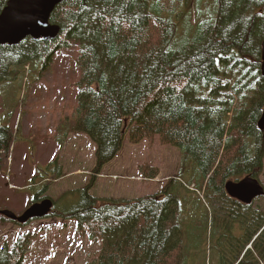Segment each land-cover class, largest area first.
Masks as SVG:
<instances>
[{"label":"trees","instance_id":"obj_1","mask_svg":"<svg viewBox=\"0 0 264 264\" xmlns=\"http://www.w3.org/2000/svg\"><path fill=\"white\" fill-rule=\"evenodd\" d=\"M7 1L0 0V9ZM213 2L217 14L210 16L198 6L185 13L187 0H65L49 18L60 29L56 39L26 38L0 46V86L17 87L12 111L22 102L31 71L40 76L58 51L77 49V106L59 127L57 142L62 145L74 133L88 136L97 169L117 156L126 138L138 144L158 137L179 151V174L158 196L99 205L83 188L69 193L78 197L76 204L59 202L60 211L49 215L74 221L78 233L87 229L88 238L100 242L94 264H194L192 257L203 246L182 242L178 193L185 186L180 182L203 192L215 225L210 202L229 204L226 182L259 176L264 157V131L257 127L264 107V0ZM12 111L0 126L2 154L12 141ZM52 166L56 163L42 180L53 175ZM225 210L223 205L220 215ZM245 211V231L214 232L221 242L215 264L264 263V213ZM30 242L25 234L0 247V264H23ZM250 243L252 259L239 261Z\"/></svg>","mask_w":264,"mask_h":264},{"label":"rangeland","instance_id":"obj_2","mask_svg":"<svg viewBox=\"0 0 264 264\" xmlns=\"http://www.w3.org/2000/svg\"><path fill=\"white\" fill-rule=\"evenodd\" d=\"M195 2L196 0H187L183 11L187 13L198 6L203 15L217 14L213 0ZM77 58L76 48L62 49L42 69L40 76L31 71L24 81L22 102L13 111L11 101L17 95L16 85L11 83L0 86V126L7 124L3 117H8L12 111L9 120L11 145L3 154L0 153V211L22 215L32 204L40 202L38 198L48 196L54 204L49 215H53L60 211L57 206L59 202L60 205L76 204L78 197L69 193L83 188H87L90 195L97 198L99 205L113 200L158 196L179 174L181 166L178 149L161 142L158 137L142 140L138 144H132L126 138L117 156L98 169L95 145L88 136L74 133L63 138L62 145L57 142L60 137L59 127L73 117L77 106L76 84L80 79ZM35 77V82L25 84L28 78ZM52 163H56V166H52L55 168L53 175L42 180L40 177L48 174L47 168ZM262 163L258 178L264 187V157ZM56 168L59 169L60 177H54ZM142 170L145 172L141 173ZM180 183L186 187H180L178 193L183 217L182 242L189 244L192 241L196 248L203 246L192 257L196 260L194 264L217 262L218 257L214 252L221 242H218L214 232L227 231L226 228L230 232L241 227L244 230L242 224L243 216L246 217L245 210H249L250 215L255 210L264 213L262 197L247 204V209L234 207L231 200L228 204L213 199L210 204L212 209H216L214 225L210 206L203 192L194 186H187L183 181ZM37 192L38 195L35 196ZM67 194L70 197H65ZM223 205L226 210L220 215ZM237 210L239 215H236ZM49 215L30 220L23 227L0 218V247L11 245L18 236L26 232L31 245L25 264H94L99 254L100 242L90 240L87 229L84 235L78 233L74 221L56 219ZM242 230L236 235L241 234ZM252 253L251 251V259ZM253 259L256 261L257 256L254 255Z\"/></svg>","mask_w":264,"mask_h":264},{"label":"water","instance_id":"obj_3","mask_svg":"<svg viewBox=\"0 0 264 264\" xmlns=\"http://www.w3.org/2000/svg\"><path fill=\"white\" fill-rule=\"evenodd\" d=\"M65 0H8L5 7L0 9V46H15L30 38L32 40L50 41L56 39L60 29L51 25L49 18L53 10ZM261 76L264 77V41L261 44ZM260 131L264 130V107L257 122ZM228 197L239 202L250 204L255 198L264 195L259 182L253 177H245L241 181H229L225 184ZM51 200L44 199L32 204L20 216L3 210L0 215L19 224L29 220L47 216L52 210Z\"/></svg>","mask_w":264,"mask_h":264},{"label":"flooded vegetation","instance_id":"obj_4","mask_svg":"<svg viewBox=\"0 0 264 264\" xmlns=\"http://www.w3.org/2000/svg\"><path fill=\"white\" fill-rule=\"evenodd\" d=\"M225 197H226V195H225ZM229 201V200H228ZM233 203L232 204H234V207H237V208H248L247 207V205L246 204H243V203H240V202H238V201H234V200H231ZM244 206V207H243ZM246 253V252H245ZM244 257H250L249 256V253L247 252L245 255H244Z\"/></svg>","mask_w":264,"mask_h":264}]
</instances>
